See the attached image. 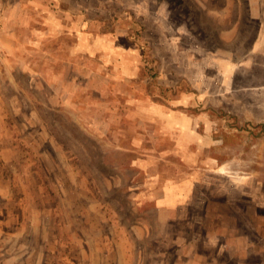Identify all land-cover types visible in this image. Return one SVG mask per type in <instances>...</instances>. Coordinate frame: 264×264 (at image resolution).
Segmentation results:
<instances>
[{
  "label": "rangeland",
  "instance_id": "374dc122",
  "mask_svg": "<svg viewBox=\"0 0 264 264\" xmlns=\"http://www.w3.org/2000/svg\"><path fill=\"white\" fill-rule=\"evenodd\" d=\"M258 197L264 0H0V264L254 262Z\"/></svg>",
  "mask_w": 264,
  "mask_h": 264
},
{
  "label": "crops",
  "instance_id": "0c3cea01",
  "mask_svg": "<svg viewBox=\"0 0 264 264\" xmlns=\"http://www.w3.org/2000/svg\"><path fill=\"white\" fill-rule=\"evenodd\" d=\"M264 198H261V197H258L257 198V207L258 209H263L264 210ZM258 221H264V217H259L258 218ZM256 236H257V239H258V248H257V255H256V260L254 262H249L247 261L246 259V256L244 255V253H240V255L235 251V253H233V249L231 250V254H233L231 257L235 258V257H238V258H241V262L237 263H226V264H264V250L261 249L264 245V229H262L260 227V225L258 226L257 225V228H256ZM260 243V244H259ZM230 247L227 246H224V253L225 255L227 254V251L230 250L229 249ZM222 250V248H221ZM238 254V255H237Z\"/></svg>",
  "mask_w": 264,
  "mask_h": 264
}]
</instances>
